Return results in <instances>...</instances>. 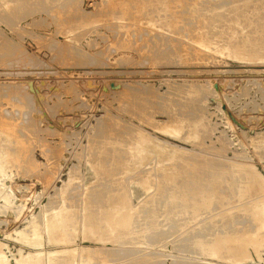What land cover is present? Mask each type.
Instances as JSON below:
<instances>
[{
  "label": "rangeland",
  "instance_id": "374dc122",
  "mask_svg": "<svg viewBox=\"0 0 264 264\" xmlns=\"http://www.w3.org/2000/svg\"><path fill=\"white\" fill-rule=\"evenodd\" d=\"M263 7L264 0H0V149L14 155L7 162L3 184L15 197L7 205L0 200L4 251L28 250V242L38 238L28 236L25 245L15 238L29 234L31 223L43 235L39 217L46 209L49 215L62 209L72 214L69 225H75L65 246L73 252L72 264H264V192H237L253 180L249 166L264 179V60L223 50V43L229 42V47L240 45L244 55L246 50L261 51ZM236 32L245 34L239 38L233 36ZM245 36L253 41L248 44ZM234 37L239 42L229 41ZM179 119L186 125L183 130ZM190 120H200L203 126L200 123L193 133ZM173 124L182 132L173 133ZM139 133L157 138L170 154L164 150L146 166L134 167L129 145ZM193 163L201 172L195 174ZM148 178L154 192L137 200V188ZM214 188L216 195L195 201L194 209L200 212L192 211L196 191ZM173 194L187 195L188 203L171 204ZM124 206L133 209L134 231L143 229L136 239L133 229L124 235H131L130 240H119L125 230L114 238L105 233V244L92 236L84 238L89 231L85 227H93L89 218L100 224L108 209ZM35 214L41 221L37 219V226ZM204 226L209 232L225 231L217 257L203 256L189 245L192 233L208 234ZM140 233L145 236L138 238ZM111 239L121 243H109ZM225 250L231 261L221 258Z\"/></svg>",
  "mask_w": 264,
  "mask_h": 264
},
{
  "label": "bare ground",
  "instance_id": "6f19581e",
  "mask_svg": "<svg viewBox=\"0 0 264 264\" xmlns=\"http://www.w3.org/2000/svg\"><path fill=\"white\" fill-rule=\"evenodd\" d=\"M249 1V0H248ZM240 2V1H239ZM214 4V3H213ZM195 5V4H194ZM234 5V4H233ZM207 6V5H206ZM221 6V5H220ZM219 6V7H220ZM224 7H226V6H224ZM257 8V7H256ZM256 8H253V9H256ZM264 8V7H263ZM263 8H262V10H263ZM222 10H223V8H222ZM230 10V9H229ZM244 10V9H243ZM257 10H259L260 11V9L258 8ZM257 10L254 12V11H252V12H254V13H256L257 12ZM241 11V10H240ZM228 12V11H227ZM234 11H232V13H233ZM251 12V11H250ZM262 12V11H261ZM264 12V11H263ZM262 12V13H263ZM11 13V12H10ZM237 13H239L238 11H237ZM243 13V12H242ZM254 13H252V14H254ZM258 13H260V12H258ZM257 13V14H258ZM230 14H231V12H230ZM229 15V14H228ZM237 15V14H236ZM235 14L234 15H232V16H236ZM239 15V14H238ZM241 15V14H240ZM248 15H250V17H251V14H249L248 13ZM248 15L246 16V17H248ZM220 16V15H219ZM230 16V15H229ZM231 16V17H232ZM217 17V16H216ZM236 17H239V16H236ZM253 17V16H252ZM255 17H257V15L255 16ZM255 17H253L254 19H255ZM259 17V16H258ZM227 18V17H226ZM235 18V17H234ZM249 18V17H248ZM247 18V19H248ZM236 19V18H235ZM234 19V20H235ZM240 19V18H239ZM242 19H244L243 17H242ZM264 19V18H263ZM229 20H231V19H229ZM248 20H250V18L248 19ZM253 20V19H252ZM260 20V19H259ZM212 21V20H211ZM237 21V20H236ZM244 21H246V19L244 20ZM260 21H262V20H260ZM232 22V21H231ZM230 22V23H231ZM233 22H235V21H233ZM240 21L238 20V27H239V23ZM243 22V21H242ZM228 23V22H227ZM245 23V22H244ZM233 24V23H232ZM232 24H229L230 26L232 25ZM235 24V23H234ZM241 24H243V23H241ZM246 24V23H245ZM248 24H249V28L251 27L250 26V23L248 22ZM252 24H254L253 22H252ZM257 25V24H256ZM262 25V24H261ZM264 25V24H263ZM235 26V25H234ZM234 26H233V29H234ZM246 26V25H245ZM245 26H242V27H245ZM248 26V25H247ZM253 26V25H252ZM255 26V25H254ZM235 27H237V26H235ZM241 27V28H242ZM248 28V27H247ZM246 28V29H247ZM203 29H205V28H203ZM215 29V28H214ZM231 29V28H230ZM237 29V28H236ZM240 29V28H239ZM263 30V29H262ZM262 30H260L261 31V33L263 32ZM229 31V30H228ZM236 31V30H235ZM237 31H238V29H237ZM240 31H242V30H240ZM243 33V32H242ZM242 33H240L239 34V36L240 35H242V37L244 36V34H245V32L242 34ZM252 33V32H251ZM259 33V32H258ZM234 34H235V36L238 34V32H236V33H233V36H234ZM230 37H232V34L230 33ZM249 34H247V36H248ZM253 35V34H252ZM262 35V34H261ZM260 35V36H261ZM263 35H264V33H263ZM229 36V35H228ZM238 35H237V37H239ZM250 36V35H249ZM229 37V38H230ZM246 37V36H245ZM259 37V36H258ZM262 37V36H261ZM233 38V37H232ZM235 38V37H234ZM240 38V37H239ZM239 38H235V39H231V40H229L230 42L231 41H235L236 39H239ZM247 38V37H246ZM251 37H249V38H247L246 40H248V39H250ZM254 38V37H253ZM252 38V39H253ZM255 39V38H254ZM257 39L258 38H256V41H257ZM260 39V38H259ZM262 39V38H261ZM264 39V38H263ZM241 40H242V38H241ZM244 40V42H245V39H243ZM239 42V40H236V42ZM249 41L250 40H248V44H249ZM251 41H253V40H251ZM250 41V42H251ZM256 41H254L255 42V44H256ZM261 41H263V40H261ZM204 42V41H203ZM203 42L201 41V43L203 44ZM225 42H227L226 40H225ZM247 42V41H246ZM254 42H252V45H253V43ZM229 43V42H228ZM228 43H226V45L223 43V45L224 46H226L223 50H227V51H231L232 52V54H234L236 57H240V58H243V59H247V60H252V59H256V60H264V42H263V45H261V46H259L260 47V49H261V51L263 52V53H261V51L259 50L258 51V49H257V51H255L256 53L254 54V52L252 53L251 52V50H248L249 51V53L251 52L252 54H254V55H247V50L245 51L246 52V54L244 55V53L243 52H241L238 48L240 47V45H239V47H237L236 46V48H233V47H229L230 46V43L228 44ZM234 42H232V44H233ZM204 44H206L207 45V43H205L204 42ZM229 46H228V45ZM231 44V45H232ZM242 45H243V41H242V43H241ZM246 45H247V43H245ZM244 44V45H245ZM254 44V45H255ZM257 44H259V43H257ZM221 45V44H220ZM241 45V46H242ZM245 45V46H246ZM252 45H250V46H252ZM233 46V45H232ZM245 46H243L244 48H246ZM248 47H249V45H248ZM241 48V47H240ZM250 48V47H249ZM249 48H246V49H249ZM257 48H258V46H257ZM241 50H243V48L241 49ZM253 50H255V46H254V49H252V51ZM244 51V50H243ZM225 53H226V51H225ZM250 53V54H251ZM231 54V55H232ZM255 60V61H256ZM200 116H202V115H200ZM173 117V116H172ZM184 118V117H183ZM193 119V118H192ZM197 119H200V117L199 118H197ZM179 120H181V119H179ZM3 121V120H2ZM176 121V120H175ZM183 120H181V121H179V123L180 122H182ZM186 121V120H185ZM190 121H192V123H193V121L194 120H190ZM190 121H189V124H190ZM201 121H202V119H201ZM200 120H198V121H194V125L192 126V125H190L189 127H191L192 126V129H193V127L195 126V130H194V132L193 133H195V131H197V128H198V130H200L199 129V127L202 125V122H201ZM188 122V121H187ZM175 123V122H174ZM176 123H177V121H176ZM183 124L181 125V128H182V130L183 129H185L186 128V125L184 124V122H182ZM200 123H201V125H200ZM4 124V123H3ZM174 125V129H173V133H175V134H179V130L181 129H179V127L178 126H176L175 124H173ZM183 125H185L184 127L185 128H183L182 126ZM188 126V125H187ZM203 126V125H202ZM14 127V126H13ZM206 127V126H205ZM204 128V127H203ZM5 129V128H4ZM191 129V128H190ZM16 130V129H15ZM4 131V130H3ZM3 131H1L0 130V134H2V133H4ZM181 131V130H180ZM182 132V131H181ZM10 134H12V133H10ZM130 135V134H129ZM196 136H199L200 134L199 133H197L196 132V134H195ZM194 135V136H195ZM195 136V137H196ZM20 137V136H19ZM151 137H153V136H151ZM151 137H149L148 135L146 136V135H144V134H142V133H139L138 134V137L137 138H134V139H136V140H133V142H132V144H130L129 145V150H130V154L129 155H131V158L135 161V164H134V167L135 166H140L141 167V165H143L144 163H148V160H150V158H152V156L153 157H156L155 155H158V154H160L161 155V153H163V151L164 150H166L167 148H163V146H161L162 144H160V141L159 142H157V138H155V139H153V138H151ZM200 137V136H199ZM199 137H197V138H199ZM7 138V137H6ZM9 138V137H8ZM23 139V138H22ZM101 140V139H100ZM131 140V139H130ZM106 141V140H105ZM108 142H110V141H108ZM119 142V141H118ZM122 143V142H121ZM4 144V143H3ZM22 144V143H21ZM8 145H9V143H8ZM164 145V144H163ZM167 145V144H166ZM165 145V146H166ZM20 146V145H19ZM22 146V145H21ZM124 147V146H123ZM167 147H169V146H167ZM115 148V147H114ZM127 148V147H126ZM171 148H173L172 146H171ZM175 148V147H174ZM179 149V148H178ZM175 149H172V151H174ZM167 151V150H166ZM169 151H170V148H169ZM177 151V149L175 150V152ZM180 151V150H179ZM191 151V150H190ZM165 152V151H164ZM178 152V151H177ZM181 152V151H180ZM167 153L168 154H170V152H168L167 151ZM212 153V152H211ZM119 154H121V153H119ZM164 154V153H163ZM162 154V155H163ZM168 154H165L166 155V157L168 156H172V155H168ZM173 154L174 155H176L177 156V154L179 155V153H177V154H175L174 152H173ZM181 154L182 153H180V156H181ZM112 155V154H111ZM165 155H164V158H165V161H166V157H165ZM174 155L172 156V157H174ZM115 156V155H114ZM183 156V155H182ZM11 157H14V155L13 156H11V152H9V151H7V150H3L2 148L0 149V200H1V198H3L4 200H5V204L7 205V204H9L11 201H12V198H13V196H11V194H10V192L8 191V190H6V188H4L5 186H4V184H3V177H5V175H6V171H7V168H6V165H8L7 164V162L11 159ZM128 157V156H127ZM167 157V158H168ZM178 157V156H177ZM107 158V157H106ZM122 158V157H121ZM156 158H159V157H156ZM161 158V157H160ZM176 158V157H175ZM175 158H174V160H175ZM17 159V158H16ZM125 160V159H124ZM161 160V163H162V158L160 159ZM170 162H171V157H170ZM177 160H178V158H177ZM206 160V159H205ZM130 161V160H129ZM165 161H163V162H165ZM167 161H168V159H167ZM187 161V160H186ZM123 162V161H122ZM201 162V161H200ZM204 162V161H203ZM10 163V162H9ZM146 163V164H147ZM156 163V162H155ZM159 163V162H158ZM167 164L169 163V161L168 162H166ZM175 163V162H174ZM189 165V163H187L186 162V166H188ZM192 164V163H191ZM200 164V163H199ZM207 164V163H206ZM212 164V163H211ZM193 165H194V169H195V174L196 173H199V172H201V171H198V168L197 167H199L198 166V164L197 163H193ZM144 166H146L145 164H144ZM158 166L159 165H157V169H159V168H161V167H159L158 168ZM161 166V165H160ZM163 166H165V165H163ZM162 166V167H163ZM190 166H192V165H189V167ZM203 166V165H202ZM209 166V165H208ZM222 166V165H221ZM148 167V166H147ZM150 167V166H149ZM169 168H170V166H168ZM168 167H163V169L164 170H167V168ZM177 167V166H176ZM243 167V166H242ZM241 167V168H242ZM250 168H252L253 169V167H251V166H249ZM145 168V167H144ZM152 168V167H151ZM153 168H154V166H153ZM153 168L151 169V170H153ZM181 168H182V166H181ZM193 168H191L190 170H192ZM212 169V168H211ZM224 169V168H223ZM245 169V168H244ZM252 169L250 170V172H249V174L251 175V178L253 179L252 180V182H247L246 184H244V185H241L240 187H238V193H255V192H264V179H262V178H260L259 176H258V172H252ZM116 170V169H115ZM148 170V169H147ZM150 170V171H151ZM161 171L160 172H162L163 170H162V168L160 169ZM184 170H186V168L184 169ZM188 170H189V168H188ZM189 170V171H190ZM202 170H204V169H202ZM214 170V169H213ZM218 170V169H217ZM254 170V169H253ZM141 171V170H140ZM174 171V170H173ZM182 171H183V168H182ZM193 171V170H192ZM191 171V172H192ZM206 171H208V170H206ZM223 170L221 169V172H222ZM255 171V170H254ZM148 172H149V170H148ZM147 172V174H149ZM153 172V171H152ZM151 172V173H152ZM158 172V171H157ZM163 172H165V171H163ZM167 172V171H166ZM204 172V171H203ZM210 172V171H209ZM214 172V171H213ZM213 172H211V173H213ZM215 172H217L216 170H215ZM220 172V173H221ZM150 173V174H151ZM155 173V172H154ZM170 173V172H169ZM175 173V172H174ZM186 173H190V172H187L186 171ZM193 173V172H192ZM219 173V172H218ZM220 173H219V175H220ZM224 173V172H223ZM222 173V174H223ZM146 174V173H145ZM149 174V176H152V174L150 175ZM161 174V173H160ZM165 174V173H164ZM176 174V173H175ZM179 174V173H178ZM185 174V173H184ZM194 174V173H193ZM192 174V175H193ZM206 174V173H205ZM209 174V173H208ZM239 174V173H238ZM249 174H248V176H249ZM121 175V174H120ZM169 175V174H168ZM167 175V176H168ZM215 175H217V173L215 174L214 173V176ZM246 175V174H245ZM148 175L147 176H144V177H149ZM166 176V177H167ZM185 176H186V174H185ZM188 176V178L190 177L189 175H187ZM186 176V177H187ZM198 176V175H197ZM211 176H212V174H211ZM218 176V175H217ZM221 176V175H220ZM233 176V175H232ZM7 177V176H6ZM5 177V178H6ZM163 177H165V176H163ZM173 177V176H172ZM181 177V176H180ZM192 177V176H191ZM193 177L195 178V176L193 175ZM204 177V176H203ZM206 177V176H205ZM250 177V176H249ZM248 177V178H249ZM9 178V177H8ZM116 178V177H115ZM151 178V177H150ZM150 178H148L149 180H151ZM152 178H154L153 176H152ZM157 178V177H156ZM162 178V177H161ZM184 178V177H183ZM194 178H192V180L194 179ZM197 178V177H196ZM200 178H201V176H200ZM212 178H214V177H212ZM247 178V177H246ZM114 179V178H113ZM148 179H143L144 180V182H143V184H142V188H137L139 191L141 190V192L137 195V197H135L137 200H139V199H141L142 197H144L145 195H146V193H148V192H154L153 190H152V187H151V184H152V180H151V183H149V180ZM155 179V178H154ZM170 179V178H169ZM207 179V178H206ZM211 179V178H210ZM215 180H219L220 178L218 177H215L214 178ZM241 179V178H240ZM164 180H166V179H164ZM173 180V179H172ZM185 180V179H184ZM190 180V179H189ZM197 180H198V178H197ZM213 180V179H212ZM211 180V181H212ZM218 180L216 181V182H218ZM248 180V179H247ZM108 181V180H107ZM159 181V180H158ZM168 181V180H167ZM170 181H171V179H170ZM188 181V180H187ZM194 181H196V180H194ZM208 181H210V180H208ZM223 181V180H222ZM227 181V180H226ZM243 181V180H242ZM249 181H251V180H249ZM175 182V181H174ZM184 182V181H183ZM191 182V181H190ZM198 182H199V180H198ZM219 182H220V180H219ZM218 182V183H219ZM112 183V182H111ZM154 183V182H153ZM157 183V182H156ZM159 183V182H158ZM172 183V182H171ZM184 183H186L187 184V182H184ZM196 183H197V181H196ZM211 183H213V181L211 182ZM245 183V182H244ZM147 184V185H146ZM161 184V183H160ZM175 184V183H174ZM186 184H185V186H186ZM214 184H217V183H215L214 182ZM158 185V184H157ZM197 185V184H196ZM159 186V185H158ZM224 186V185H223ZM85 187V186H84ZM125 187V186H124ZM137 187H139V186H137ZM183 187V186H182ZM188 187V186H187ZM156 189H157V187H156ZM159 189V188H158ZM181 189V188H180ZM198 189V188H197ZM200 189V188H199ZM205 189V188H204ZM162 190V189H161ZM186 190V189H185ZM190 190V189H189ZM208 189H206V190H201V192L199 193L198 191H196L197 192V198L195 199L194 197H191L190 198V200L192 199V198H194L195 200H193V204H192V201H190L191 202V205H189V206H191V208H192V211H194L195 213H197L198 214V212H200V210L199 211H196L197 209L195 208L194 209V205H195V201H198V197H200V196H205V195H207V196H209L210 194L211 195H216V193H218L217 192V190L214 188V190L213 189H211V190H208ZM104 191H105V189H104ZM174 191H175V189H174ZM184 191V190H183ZM9 192V193H8ZM166 192V191H165ZM173 192V191H172ZM177 192V191H176ZM181 192V191H180ZM185 192V191H184ZM187 192V191H186ZM192 192V191H191ZM195 192V191H194ZM193 192V193H194ZM78 193V192H77ZM95 193V192H94ZM107 193H108V191H107ZM182 193V192H181ZM13 194V193H12ZM171 194V193H170ZM175 194V193H174ZM172 195L171 196V198H172V201H170L171 202V204L175 201H180L181 202V200H182V202H185V203H188V199H187V195H184V196H182V198H179V196H176V195ZM178 194V193H177ZM185 194H187V193H185ZM14 195V194H13ZM157 195V194H156ZM181 195V194H180ZM241 195V194H240ZM153 196V195H152ZM264 196V195H263ZM262 195L260 196V197H263ZM181 197V196H180ZM195 197H196V193H195ZM15 198V197H14ZM13 198V199H14ZM147 198V197H146ZM169 199H171L170 197H168ZM189 198V197H188ZM220 198V197H219ZM142 199H144V198H142ZM153 199V198H152ZM156 199V198H155ZM154 199V200H155ZM257 199V198H256ZM3 200V201H4ZM145 200H147V199H145ZM167 200V199H166ZM165 200V201H166ZM200 200V199H199ZM251 200H253V199H251ZM127 201V200H126ZM150 201V200H149ZM249 201V200H248ZM6 202H8V203H6ZM122 202V201H121ZM146 202V201H145ZM168 201H166V203H167ZM175 202H174V204H175ZM181 202V203H182ZM110 203V202H109ZM150 203H152L151 201H150ZM257 203V202H256ZM260 203V202H259ZM149 204V203H148ZM153 204L154 203H152V206H153ZM167 204H169V205H171L170 203H167ZM248 204V203H247ZM145 205V204H144ZM150 205V204H149ZM166 205V204H165ZM177 205V204H176ZM185 205V204H184ZM183 205V206H184ZM116 206H117V204H116ZM121 206V205H120ZM147 206V205H146ZM178 206V205H177ZM186 206H188V204L186 205ZM147 207H149V206H147ZM165 207V206H164ZM152 208V207H151ZM187 208V207H186ZM190 208V207H189ZM190 208V209H191ZM249 208V207H248ZM142 209V208H141ZM157 209V208H156ZM165 209H166V207H165ZM264 209V208H263ZM133 210V209H132ZM132 210L131 209H129V207L128 206H124V207H122L121 209H118V210H113V211H111L110 209H108L107 211H108V213H106L105 212V214L106 215H109V216H107V218L105 217L106 215H104L103 217H101V219L99 220L100 221V224L98 223V224H94V219L93 218H87V216H86V218L88 219V223H90V224H92V222H93V227L91 226V225H89V226H87V227H85V229H87V230H89L88 232H87V234L88 235H86V233H85V235L86 236H84V238H86V239H88V238H90V236H92V238H94V239H96L95 241H99V242H101V243H103V244H105V242L107 241L106 240V237L104 236V234L106 233L108 236H109V234H112V236L111 237H113L114 235L113 234H117L120 230H125L124 232H125V234H122L123 236L124 235H128L127 234V232H129V234H131V230L135 227V225H134V214L132 215L131 214V212H132ZM42 211V210H41ZM46 211H47V209H46ZM43 212V214H42V216L41 217H39V218H41V220H42V222H43V225L41 224V226H43V231H44V229H45V231H44V234L42 235L43 237H42V239H41V235H40V232H38V227H33V223H31V229L32 230H30V228L29 229H27V230H30V233L29 234H26V233H28V232H23L24 234V236L22 237L21 236V234L19 235L22 239H17V237L15 238L17 241L19 240L22 244H26L27 243V240H29V238H28V236H30V237H32V239L34 240V239H36V238H38L37 240L38 241H35V242H31L30 240V242H31V244H29L30 242H28V244H27V246H28V250H18L17 252H18V254H15L13 251H11V250H9L8 251V253L7 252H5L4 251V249H3V245L0 243V264H72V260H71V255H72V250L71 249H69V247H65L66 246V244H67V242L69 243V240L70 239H72L71 237H70V235H72V234H68V232L69 233H72L73 232V227L75 226V225H73V227L71 226V225H69L70 223H72L71 221H73L72 219V217H70V215H72V214H70V212H64V211H62V209L60 210L59 209V211H56V208H55V211L56 212H54V211H52V213L54 212V214H51V215H49L50 213L47 211V212ZM49 211H51L50 209H49ZM65 211H66V209H65ZM151 211H154V209L152 208L151 209ZM150 211V212H151ZM173 211H174V209H173ZM184 211H185V209H184ZM228 211V210H227ZM241 211H242V209H241ZM86 212V211H85ZM88 212V211H87ZM86 212V213H87ZM104 212V211H103ZM102 212V213H103ZM180 212V211H179ZM182 212V211H181ZM188 212V211H187ZM224 212V211H223ZM243 212V211H242ZM49 213V214H48ZM89 213V212H88ZM149 213V212H148ZM152 213V212H151ZM150 213V214H151ZM172 213H176V211L175 212H171V215H172ZM38 214V213H37ZM40 214V213H39ZM40 214V215H41ZM84 214V213H83ZM100 214V213H99ZM104 214V213H103ZM141 214V213H140ZM154 214V213H153ZM178 214V213H177ZM180 214H182V213H180ZM185 214H186V212H185ZM191 214V213H190ZM219 214V213H218ZM34 215V214H33ZM32 215V216H33ZM155 215H156V213H155ZM196 215V214H195ZM31 216V217H32ZM180 216V215H179ZM192 216H194V215H192ZM197 216V215H196ZM35 217H36V214H35ZM34 217V218H35ZM78 217V216H77ZM82 217V216H81ZM150 217H153V215H150ZM155 217V216H154ZM159 217V216H158ZM39 218L38 217H36V220H34L35 221V224H36V226L37 225H40L39 223H38V221H37V219L39 220ZM135 218H137V217H135ZM181 218V217H180ZM195 218V217H194ZM32 219V221H33V218H31ZM77 219V218H76ZM76 219H75V221H76ZM163 219V218H162ZM165 219V218H164ZM163 219V220H164ZM179 219V218H178ZM195 219H197V217L195 218ZM194 219V220H195ZM153 220V219H152ZM156 220V219H155ZM193 220V222H195ZM215 220H217V218H212L210 221H215ZM222 220V219H221ZM229 220V219H228ZM33 221V222H34ZM40 221V220H39ZM79 221V220H78ZM181 221V220H180ZM209 221V220H208ZM209 221V222H210ZM80 222H81V219H80ZM83 222V221H82ZM96 222V221H95ZM154 222V221H153ZM158 222V221H157ZM177 222V221H176ZM208 222V223H209ZM217 222H218V220H217ZM222 222V221H221ZM40 223H41V221H40ZM101 223H104L103 225H101ZM201 223V222H200ZM208 223H206V222H204L203 224H208ZM215 224H217L216 223V221L214 222ZM214 223H212V224H214ZM29 224V223H28ZM34 224V225H35ZM81 224V223H80ZM154 224H157L156 222L154 223ZM168 224V223H167ZM186 224V223H185ZM203 224H202V226H203ZM211 224V225H212ZM220 224V223H219ZM218 224V225H219ZM224 224V223H223ZM222 224V225H223ZM259 224V223H258ZM173 225V224H172ZM218 225H214V226H218ZM221 225V224H220ZM219 225V226H220ZM221 225V226H222ZM227 225V224H226ZM226 225H224V226H226ZM241 225V224H240ZM28 226V225H27ZM41 226H39V229H40V227ZM71 226V227H70ZM152 226V225H151ZM154 226V225H153ZM152 226V227H153ZM167 226V225H166ZM220 226V227H221ZM232 226V225H231ZM78 227V226H77ZM137 227V226H136ZM149 227V226H148ZM152 227H149V228H151L152 229ZM155 227L157 228L158 226L157 225H155ZM160 227V226H159ZM159 227H158V229H159ZM205 227V226H204ZM207 227V226H206ZM205 227V229L202 227V229H204V231H206L207 230V228ZM209 227H211V226H209ZM213 227V226H212ZM211 227V228H212ZM220 227H216V228H220ZM144 228H146V227H144ZM154 228V227H153ZM155 228V229H156ZM161 228V227H160ZM183 228H185V227H182L181 228V230L183 229ZM200 228V227H199ZM210 228V229H211ZM221 228H223V227H221ZM225 228V227H224ZM231 228V227H230ZM174 229V228H173ZM189 229V228H188ZM195 229V228H194ZM201 229V230H202ZM213 229H214V227H213ZM86 230V231H87ZM96 230V231H95ZM135 229H133L132 230V233H133V231H134ZM138 229H136V231H137ZM140 231L141 230H143V229H141V227H140V229H139ZM138 230V231H139ZM146 230H148V228L146 229ZM154 230V229H153ZM162 230H164V229H162ZM172 230V229H171ZM170 230V231H171ZM215 230V229H214ZM214 230H211L210 232H212V231H214ZM219 230V229H218ZM221 230V229H220ZM223 230V229H222ZM127 231V232H126ZM139 231V232H140ZM184 231V230H183ZM253 231V230H252ZM33 232V233H32ZM123 232V231H122ZM121 232V233H122ZM135 232V231H134ZM139 232H135V239H136V233H139ZM144 232V231H143ZM147 231H145V233H146ZM165 231H163V233H164ZM190 232V231H189ZM202 232V231H201ZM207 232H208V234L207 235H204V236H202L204 233L202 232V233H200V234H196V233H192L191 235L193 236L192 238H190L191 239V243L189 244L190 246L192 245H194L193 246V248L196 246L197 247V249H199L200 250V252H202L201 253V255H203V256H206V257H208V258H210V257H217V247H220L221 245V242H219L220 240V238H221V236H223V235H225V231H223V232H221V231H214V232H212V233H214L213 235L211 234L210 235V232L207 230ZM236 232V231H235ZM254 232V231H253ZM95 233H97V234H95ZM109 233V234H108ZM154 233V232H153ZM157 233V232H156ZM230 233H231V231H230ZM233 233V232H232ZM115 234V235H116ZM120 234V233H119ZM141 234V236H139L138 238H140V237H142L143 235H144V233H143V235H142V233H140ZM140 234H138V235H140ZM148 234V233H147ZM150 234H151V232H150ZM173 234V233H172ZM193 234H195V236L193 235ZM202 234V235H201ZM206 234V233H205ZM121 235V234H120ZM161 236H162V232H161V234H160ZM191 235H189L188 237H190ZM238 235V234H237ZM119 236L118 235V238H125V239H127L126 238V236ZM133 236V235H132ZM145 236V235H144ZM153 236H155L154 234H153ZM157 236V235H156ZM170 236H172V235H170ZM183 236V235H182ZM9 237H11V236H8V238ZM70 237V238H69ZM111 237H109V238H111ZM127 237H131V235L130 236H127ZM134 237V236H133ZM133 237L131 238V239H133ZM150 237V236H149ZM151 237H152V235H151ZM158 237V236H157ZM165 237H166V235H165ZM167 237H168V235H167ZM166 237V238H167ZM188 237H186L187 239H189ZM114 238V237H113ZM121 238L119 239V240H121ZM128 238V239H129ZM155 238V237H154ZM154 238H153V240H154ZM258 238V237H257ZM127 239V240H128ZM135 239H133V240H135ZM222 239H224V238H222ZM234 239V238H233ZM109 240V239H108ZM118 239H116V241H117ZM117 241V243L118 242H120L121 243V241ZM130 240V239H129ZM144 240H145V238H144ZM157 240V239H156ZM160 240V239H159ZM158 240V241H159ZM184 240V239H183ZM74 241V240H73ZM114 241V240H113ZM112 241V239L109 241V243L110 242H113ZM116 241H114L115 243H116ZM123 242H124V239L122 240ZM136 241V240H135ZM187 241H189V240H187ZM129 242V241H128ZM131 242H133L134 243V241H131ZM153 242V241H152ZM162 242V241H161ZM181 242V241H180ZM73 243V242H72ZM114 243V244H115ZM127 243V242H126ZM137 242H135L134 244H136ZM143 242H141V245H143L144 246V244H142ZM182 243V242H181ZM184 243V242H183ZM188 243V242H187ZM70 244V243H69ZM102 244V245H103ZM111 244H113V243H111ZM113 244V245H114ZM139 244V243H138ZM116 245V244H115ZM118 245V244H117ZM126 245V244H125ZM141 245L139 244V246L141 247ZM146 245V244H145ZM147 245H149L148 243H147ZM182 245V244H181ZM185 245V244H184ZM188 245V244H187ZM224 245V244H223ZM262 245V244H261ZM73 246V245H72ZM72 246H70V247H72ZM104 246V245H103ZM247 246V245H246ZM124 247V246H123ZM178 247V246H177ZM185 247H186V245H185ZM195 247V248H196ZM130 248H131V246H130ZM142 248V247H141ZM231 248V247H230ZM250 248V247H249ZM78 249H80V248H78ZM82 249V248H81ZM121 249V248H120ZM136 249V248H135ZM134 249V250H135ZM178 249V248H177ZM176 249V250H177ZM182 249V248H181ZM180 249V250H181ZM235 249H237V247H234V250ZM84 250V253H86V255L87 256H89L90 254L88 253V250L87 249H83ZM146 250V249H145ZM165 250V249H164ZM195 250V249H194ZM75 251V250H74ZM78 251V250H77ZM127 251V250H126ZM143 251V250H142ZM262 251V250H261ZM90 253H91V251H89ZM199 252V251H198ZM81 252H79V254H80ZM89 255H88V254ZM132 253V252H131ZM180 253H181V251H180ZM183 253H185V252H183ZM193 252L191 251V254H192ZM223 253V254H222ZM221 253V258L222 259H224V261H231L232 259V256H230L229 254L230 253H228L226 250L225 251H223ZM9 254H10V256H9ZM112 254V253H111ZM144 254V253H143ZM189 254V253H188ZM195 254V253H194ZM145 255V254H144ZM148 255V254H147ZM151 255V254H150ZM184 255V254H183ZM185 255H187V254H185ZM77 256V255H76ZM75 256V257H76ZM79 256H81V255H78L77 257H79ZM154 256V255H153ZM162 256V255H161ZM191 256V255H190ZM198 256V255H197ZM83 257L85 258V256H84V254H83ZM146 257H148V256H146ZM164 257H165V255H164ZM10 258H11V260H10ZM133 258V257H132ZM149 258V257H148ZM163 258V257H162ZM186 258V257H185ZM234 258V257H233ZM249 258V257H248ZM75 259V258H74ZM150 259V258H149ZM226 259H229V260H226ZM76 260H77V258H76ZM80 260V259H79ZM82 260V259H81ZM83 260H85V259H83ZM135 260V259H134ZM193 260V259H192ZM195 261V260H194ZM78 262H80V261H78ZM77 262V263H78ZM190 262H192V261H190ZM189 262V263H190ZM73 263H75V262H73ZM82 263V262H81ZM83 263H84V261H83ZM139 263V262H138ZM183 263V262H182ZM186 263H188V262H186ZM192 263H195V262H192ZM200 263V262H199ZM146 264V263H145ZM181 264V263H180ZM184 264V263H183ZM191 264V263H190Z\"/></svg>",
  "mask_w": 264,
  "mask_h": 264
}]
</instances>
